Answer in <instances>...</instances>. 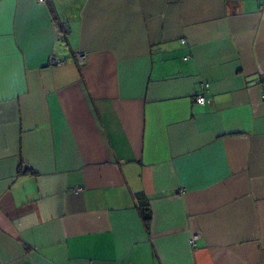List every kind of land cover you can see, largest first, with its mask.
I'll return each instance as SVG.
<instances>
[{
	"label": "crops",
	"instance_id": "0c3cea01",
	"mask_svg": "<svg viewBox=\"0 0 264 264\" xmlns=\"http://www.w3.org/2000/svg\"><path fill=\"white\" fill-rule=\"evenodd\" d=\"M262 75L264 0H0V264H264Z\"/></svg>",
	"mask_w": 264,
	"mask_h": 264
},
{
	"label": "built area",
	"instance_id": "2783aa9c",
	"mask_svg": "<svg viewBox=\"0 0 264 264\" xmlns=\"http://www.w3.org/2000/svg\"><path fill=\"white\" fill-rule=\"evenodd\" d=\"M40 3L46 2V0H37ZM182 42H185L182 40ZM70 58L78 65L81 66L85 63L86 59V52L84 51H77L71 54ZM65 59H59L56 58L55 56H51L49 58V63L54 64V65H59L61 64ZM257 82L264 84V75L258 76L256 79ZM201 91L194 96V100L199 103V104H204L206 102L210 101V98L208 97V92H209V84L207 82H201L200 83ZM198 238L197 234H192L190 236L189 242L192 245H195V241Z\"/></svg>",
	"mask_w": 264,
	"mask_h": 264
},
{
	"label": "trees",
	"instance_id": "16d2710c",
	"mask_svg": "<svg viewBox=\"0 0 264 264\" xmlns=\"http://www.w3.org/2000/svg\"><path fill=\"white\" fill-rule=\"evenodd\" d=\"M149 197L146 196L143 192H139L136 194V208L147 228H149L151 220H152V210L150 207Z\"/></svg>",
	"mask_w": 264,
	"mask_h": 264
},
{
	"label": "water",
	"instance_id": "95a60500",
	"mask_svg": "<svg viewBox=\"0 0 264 264\" xmlns=\"http://www.w3.org/2000/svg\"><path fill=\"white\" fill-rule=\"evenodd\" d=\"M65 28H67V27H65Z\"/></svg>",
	"mask_w": 264,
	"mask_h": 264
}]
</instances>
